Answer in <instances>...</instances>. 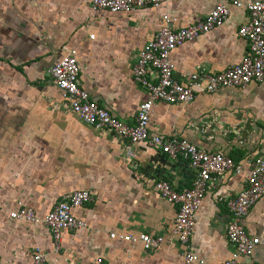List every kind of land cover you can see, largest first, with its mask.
<instances>
[{"label":"crops","instance_id":"1","mask_svg":"<svg viewBox=\"0 0 264 264\" xmlns=\"http://www.w3.org/2000/svg\"><path fill=\"white\" fill-rule=\"evenodd\" d=\"M220 2L171 0L112 14L92 9L90 0H0V264H32L36 252L46 264H95L98 258L104 264H185L183 249L172 237L177 205L142 184L137 174L166 180L180 191L191 186L195 169L182 158L173 169L154 164V157L171 158L139 143L133 170L121 141L70 111L50 69L74 51L80 87L117 119L133 124L147 98L132 79L138 51L161 28L163 16L174 19L177 28L187 27ZM247 20L244 8L231 9L222 26L172 51L173 78L185 84L191 72L215 74L238 63L248 43L237 30ZM148 75L154 79L151 71ZM149 133L222 151L246 172L251 159L264 156V86L219 89L185 104L158 102L149 115ZM243 184L244 175L233 172L212 180L196 213L188 245L206 264H221L233 251L225 235L226 201ZM78 190L89 191L92 198L72 212L86 227L60 231L56 252L45 225L9 217L21 203L42 219ZM243 227L249 236L264 237V197L249 208ZM112 233H147L163 243L147 252L139 244L110 238ZM243 262L264 264V246Z\"/></svg>","mask_w":264,"mask_h":264},{"label":"built area","instance_id":"2","mask_svg":"<svg viewBox=\"0 0 264 264\" xmlns=\"http://www.w3.org/2000/svg\"><path fill=\"white\" fill-rule=\"evenodd\" d=\"M171 0H90L94 10L112 14H129L138 8L169 3ZM244 8L248 20L237 30V35L248 43V51L241 60L226 70L207 74L202 69L191 72L182 84L173 78L174 64L170 53L184 43L222 26L231 9ZM174 19L163 16L161 28L138 51L132 68L133 81L145 89L147 98L138 106L133 124H126L109 111L100 107L79 85L80 67L71 51L58 59L50 69V75L59 90L62 101L82 123L94 129L111 133L122 142L123 157L129 166L136 170L135 145L144 143L148 147L166 154L171 159L182 158L195 169V177L189 188L175 190L166 180L150 179L142 174L137 178L142 184L151 186L168 203L177 205L172 228V237L183 249L181 258L185 264H206L189 250V238L193 230L195 216L212 180L228 172L244 175V184L235 198L227 200L229 221L225 226V235L233 247L229 258L221 264H245L244 258L250 257L255 249L264 246V237L249 236L243 227V219L249 208L264 197V156L251 159L248 170L243 164L222 151H207L186 139L166 138L149 133V115L158 102L169 105L191 102L197 95L213 94L219 89L245 88L250 83L264 86V0L243 3L241 0H224L218 3L203 19L187 26L175 27ZM93 36L91 35L90 38ZM153 73L151 79L148 72ZM245 173V174H244ZM87 190L74 191L64 197L42 219L37 218L32 209L17 203V208L9 212V217L30 223L45 225L56 241L58 251L59 233L62 230L84 229L85 223L73 215L91 202ZM110 238L139 244L147 252L161 248L163 238L147 233L136 235L110 234ZM32 264H46L44 255L36 252ZM95 264H104L98 258Z\"/></svg>","mask_w":264,"mask_h":264},{"label":"water","instance_id":"3","mask_svg":"<svg viewBox=\"0 0 264 264\" xmlns=\"http://www.w3.org/2000/svg\"><path fill=\"white\" fill-rule=\"evenodd\" d=\"M151 162L154 163V164L163 165V167H166L168 169H173L175 167H180V165L178 164L179 162H178L177 159L166 160L164 158H161V160H159L157 157H154L151 160ZM147 165H148V163L142 164L143 167H146ZM156 168H158V166H156ZM153 170H154V167L149 169L150 172H152Z\"/></svg>","mask_w":264,"mask_h":264}]
</instances>
